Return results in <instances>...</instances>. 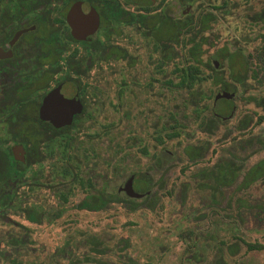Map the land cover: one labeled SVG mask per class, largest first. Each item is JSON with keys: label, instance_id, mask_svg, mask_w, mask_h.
Segmentation results:
<instances>
[{"label": "flooded vegetation", "instance_id": "1", "mask_svg": "<svg viewBox=\"0 0 264 264\" xmlns=\"http://www.w3.org/2000/svg\"><path fill=\"white\" fill-rule=\"evenodd\" d=\"M211 1L0 0L2 221H10L13 213L28 224L41 225L47 210L38 203L36 195L42 191H52L57 198L59 209L53 211L54 221L64 216V208L77 196L78 201L72 205L74 212L93 215L117 205L135 212L139 202L142 203L140 210H148L149 202L160 199L164 194V181L157 173L164 171L167 154H172L164 151V146L181 137L175 115L172 131L167 132L165 126L156 129L153 138L157 150L154 152L140 145L133 132L113 142L111 152L102 163L99 141L114 125L102 130L99 123L110 115L120 121L144 118L148 110L138 105L134 88L143 87L146 96L153 99L156 95L164 96L159 90L164 91L165 85L186 91L184 105L209 137L233 119L235 101L239 91L245 89L249 70L243 83L231 81L229 53L237 49L230 51L228 46L205 57L206 33L218 23V16L208 8L223 11L230 4V0H222L217 6ZM206 14L216 19L205 31L199 35H183V24L190 21L196 28L199 19ZM258 16L257 21L264 18V13ZM191 34L196 41L206 42L200 51L199 67L207 81L202 84L200 95L192 94L188 85L183 84L185 75L188 76L184 73L197 68L198 52L192 50L193 45L188 41ZM239 50L250 60L262 56L260 50L255 55ZM233 64L236 70H241L239 61ZM168 70H172L178 82L174 83L172 78L165 80ZM141 74L146 76L145 81H140ZM214 75L232 85L233 91L224 90L223 83L214 85ZM188 77L191 79L190 74ZM207 83L218 92L208 95L204 89ZM223 94L231 96L218 98ZM246 101L258 107L264 104V99L257 96H249ZM158 110L160 120L164 115L163 101L158 102ZM149 114L153 115L154 111ZM251 122L259 126L262 118L254 123L251 117H244L237 128L243 129ZM196 146L204 149L201 157L189 154L188 150ZM210 149L209 140L187 143L182 152L186 161L182 173L199 166L190 175L192 189L205 197L209 209L226 208L234 203L243 209L245 200L238 198L233 203V199H225V195L233 186L238 191L246 189L242 185L245 163L226 156L208 163ZM134 154L142 160L150 159L149 165L143 167L140 161L129 165ZM230 169L232 177L222 178L229 175ZM188 189L190 186L182 195L184 202L190 193ZM15 225L19 229L27 228L23 223ZM28 232L23 230L14 238L7 237V244L18 247L27 243ZM189 235L190 232L185 233L183 239L187 251L194 256L197 238L192 241ZM70 240L69 235L68 242ZM94 240L90 241L92 251L102 256L106 253L103 243L96 241L97 237ZM231 244L239 251L237 244ZM231 244L226 250L218 248L211 264H228L227 255L233 257L229 252ZM8 264L39 263L14 258Z\"/></svg>", "mask_w": 264, "mask_h": 264}, {"label": "rangeland", "instance_id": "2", "mask_svg": "<svg viewBox=\"0 0 264 264\" xmlns=\"http://www.w3.org/2000/svg\"><path fill=\"white\" fill-rule=\"evenodd\" d=\"M211 2L220 6L222 0ZM208 11L218 16V23L206 33V58L227 46L230 51L243 49L247 55H255L257 50L264 49V22L254 19L258 20V15L264 13V0H230L223 11L211 8ZM165 76V80L172 78L174 83L178 82L172 70H168ZM145 78L140 75V81H145ZM246 83L235 101V116L221 125L213 137L199 128L191 116L192 111L184 105L185 90L165 85L164 91L162 88L159 90L164 96L158 98L156 95L150 99L143 87H135L137 103L140 108H146L148 114L135 121H120L117 116L110 115L99 123L102 130L105 126L114 125L99 141L101 163L107 159L106 154L111 152L113 142L121 141L133 132L138 136L140 145L154 152L157 150L153 138L156 129L165 126L167 132L172 131L176 124L175 115L181 137L166 142L164 151L172 154H167L164 171L157 173V177L162 175L164 194L158 201L149 202L148 210H140L142 203L139 202V209L135 212L117 205L96 215L75 213L72 205L78 201L77 196L64 208V216L54 221L53 211L59 209L57 198L52 191H42L36 195L40 200L38 203L47 210L41 225L28 224L13 213L10 221L0 219V264H8L14 258L39 264H211L217 249L226 250L231 243L237 244L239 251L233 257L226 253L228 264H264V251L249 252L243 243L264 244V177L255 179L245 190L238 191L236 186L227 189L225 199H233L234 203L242 198L246 202L243 209L240 210L234 203L213 210L209 209L205 197L192 189L190 175L199 166L190 168L185 174L181 171L186 167L182 154L184 147L189 142L200 140L211 143L206 158L208 163H215L221 156L234 158L245 163L246 173L264 159V104L258 107L246 101L249 96L264 99V55L251 60ZM155 87L158 93V86ZM204 89L208 95L218 92L209 83L204 85ZM159 101L164 103V115L160 120L157 118ZM207 103L211 104V101ZM151 111H154L153 115L149 114ZM244 117H251L254 123L262 118V124L257 126L251 122L247 127L238 129L237 125ZM137 157L134 154L129 165L138 161L143 167L149 165L150 159ZM188 186L190 193L184 202L182 195H185ZM16 222L23 223L27 228L19 229ZM23 230L29 231L25 237L27 243L18 247L7 244V237L14 238ZM189 232L192 241L197 238V253L194 256L187 251V243L183 239ZM69 235L71 240L68 242ZM94 237L103 243L106 253L102 256L92 251L90 241H95Z\"/></svg>", "mask_w": 264, "mask_h": 264}, {"label": "trees", "instance_id": "3", "mask_svg": "<svg viewBox=\"0 0 264 264\" xmlns=\"http://www.w3.org/2000/svg\"><path fill=\"white\" fill-rule=\"evenodd\" d=\"M260 17H262V16H260ZM215 19H216V17H213L210 14H206L205 16H203L202 18L199 19V21L197 22L196 28L189 21L186 24L182 25V33H183V35L185 33H197L196 35H199L202 32V30L205 31L208 28L207 26L211 22H214ZM254 19H255V21H257L256 17ZM194 29H196V31H194ZM193 35L194 34H191V37L188 38V41H189V43H191L193 45L192 50L196 49L198 52L197 53V68H196V70L191 71L189 73H184V74H188V76L190 74L191 79H189V77L187 75H185L184 80H183V84L188 85L192 94L195 92L196 94L200 95V93H202L201 86L205 81H207L206 74L203 73L199 67L200 64L202 63V60L200 57V51L203 50V46L205 45L206 42L203 39H199L196 41L194 38H192ZM261 52L263 55L264 49H262ZM219 59H221L220 56H219ZM229 60L231 62V67H230V79H231V81L243 83L244 78H246V76L248 74V70H249L248 68H249V65L251 64V60L247 59L245 54L239 49H237L233 53H229ZM236 61H239V63H240V68H241L240 71L236 70V66H234V64H233ZM185 81H187V82H185ZM222 83H223L222 88L224 90L233 91L232 85L224 83L221 76L217 77L216 75H214L213 84L219 85ZM195 86H196V88L194 89ZM197 113H198V115L200 114L199 111H197ZM188 151H189V154L193 155L194 157H201L204 154V149L200 146H196V148H191ZM232 172H233V170L230 169L229 175L228 176L223 175L222 178H224V179L231 178ZM259 177H261V178L264 177V159L261 160L259 163H257L255 166H253L251 169L246 171L245 182H244V184H242L243 187L247 189L252 184V182ZM243 243L246 246L247 251H249V252L250 251H264V244L250 243V242H245V241ZM229 249H230V251H229L230 255L235 256L238 253L237 248L234 249V245H232V244L230 245ZM219 264H223V263H219Z\"/></svg>", "mask_w": 264, "mask_h": 264}, {"label": "water", "instance_id": "4", "mask_svg": "<svg viewBox=\"0 0 264 264\" xmlns=\"http://www.w3.org/2000/svg\"><path fill=\"white\" fill-rule=\"evenodd\" d=\"M231 95H228V94H223V95H219L218 98H221V97H226V98H230Z\"/></svg>", "mask_w": 264, "mask_h": 264}]
</instances>
